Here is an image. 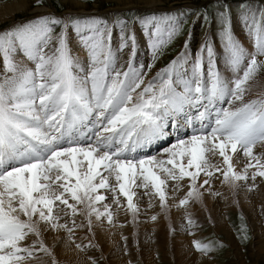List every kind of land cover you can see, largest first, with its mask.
<instances>
[{"label": "snow or ice", "instance_id": "obj_1", "mask_svg": "<svg viewBox=\"0 0 264 264\" xmlns=\"http://www.w3.org/2000/svg\"><path fill=\"white\" fill-rule=\"evenodd\" d=\"M241 8L252 50L236 37L225 7L217 17L216 40L205 39L194 59L185 41L184 50L147 82L132 60L135 32H125L127 20L119 15L113 22L120 27L115 49L112 24L95 14H46L0 31V264H46L45 256L59 264L43 239L49 230L64 231L84 251L93 245L75 243L76 228L91 231L93 217L113 225V208L124 206L120 197L135 220L136 189L150 197L149 207L158 197L166 212L169 181L178 191L179 182L189 180L177 207L202 199L200 188L216 173L233 187L240 181L252 182L249 191L258 187L257 178L264 179V151H255L258 145L264 148V91L247 97L264 79V9ZM183 15L135 17L152 52L149 69L180 34ZM69 29L85 58L72 50ZM129 47L132 57L121 63L120 53ZM17 54L32 66L14 59ZM226 97L233 106L218 110L213 125L203 123ZM190 108L204 109L196 116L201 125L165 149L166 158L132 155L143 143L166 136L169 119L183 116L191 124ZM237 153L245 158L240 170L233 160ZM217 156L222 164L212 162ZM201 174L206 178L198 185ZM104 193H111V204ZM78 215L86 225H77ZM186 219L189 227L195 225L190 216ZM29 236L35 239L25 244ZM193 246L203 255L212 251L200 241Z\"/></svg>", "mask_w": 264, "mask_h": 264}, {"label": "rangeland", "instance_id": "obj_2", "mask_svg": "<svg viewBox=\"0 0 264 264\" xmlns=\"http://www.w3.org/2000/svg\"><path fill=\"white\" fill-rule=\"evenodd\" d=\"M14 0H0V4L6 3V2H13ZM31 8L27 11H18L14 13L12 17H8V19L0 22V31L9 30L13 26H19L25 23H28L29 21L34 20L35 18L51 14L56 17H66L69 13H72L73 15H89V14H95L101 17H104L109 20L110 24H112L113 28L116 27L113 22L115 21L116 17L119 15L121 18L127 20V27L125 29V32H134V22L136 16H147L151 15L153 13L157 15H163V14H174V15H180L183 13L184 15L181 16L182 24L180 29V34L166 47L162 50V54L159 55V58L155 60L154 66L151 67V69L148 68L150 64L153 63L152 59V52H150L149 57H145V67L143 68V72L146 73L145 81L152 80V76H150L149 73L153 71V69L161 71V69L165 68L170 61L175 59L182 50H184L185 41H188V37L192 34H194V42L190 46L191 47V56L195 57L199 53V48L202 45V43H199L200 40L202 42L205 41V39H213L216 40V33L219 29V24L217 22V17L219 16V13L225 10V7L230 12L232 17V23H233V29L235 33V19L236 17L241 18V12L242 4L248 5L252 10L258 11L261 9H264V0H131V5H126L123 1H117V0H75L78 4H71L73 6L72 10L73 12H67V8H69L66 4L63 3L62 0H41L40 3H37V0H31ZM69 5V4H68ZM37 6H43L44 10L46 12L37 11L32 13L34 7ZM78 7L80 9H78ZM48 10V11H47ZM78 10V11H77ZM30 11H32L30 13ZM39 12V13H38ZM66 13V14H65ZM201 13H205L207 19H205L204 16L201 15ZM240 22V19H239ZM59 27L56 28V32H59ZM213 33V34H212ZM212 35H214L212 37ZM236 35V33H235ZM200 38V39H199ZM189 42V41H188ZM189 47V45H188ZM217 51L220 50L219 42L216 43ZM198 53V54H197ZM120 54H126V49L123 50ZM157 72V71H156ZM263 84L262 86L258 84L256 88H253L254 90H261L264 91V79L260 82ZM261 88V89H260ZM260 91H258L259 93ZM254 94V95H253ZM256 91H254L251 96H248V99H252L256 97ZM233 106V105H231ZM228 98L225 99L223 105L221 106L224 109H227L231 107ZM196 109V108H195ZM196 113V111H195ZM189 114V113H188ZM191 116V114H190ZM197 116V115H196ZM210 120V119H209ZM170 123H172V120H170ZM173 134V132H171ZM192 133H184L181 137H184L185 139L190 137ZM179 137V136H178ZM176 138L174 136L173 140H169L166 142L160 150L171 147L172 144L176 143L179 138ZM159 149L151 154H145L144 156L140 155L139 158H149V157H157V158H166L165 152L162 154H158ZM187 178H185V181H181L183 184L186 183ZM180 182V184H181ZM175 183V182H174ZM199 184V183H198ZM172 181H169V188L168 190L175 194L176 197H180L184 194V189H180L178 191L172 190ZM139 192L140 198H141V204L139 205V214L136 216L135 220L133 219V216L131 212L126 211V216L122 217L126 218V226L125 230L127 234L126 236L121 237H113V239H116V242L113 241L110 244V250H116L119 248H123L124 254L133 255L135 254L137 256L138 253L143 254L145 251L148 253H152L153 257L152 260H154L155 264H176L175 256L172 251V245L170 244V241L173 238H176L175 236V230L174 226H171L174 215L176 213L175 210L169 212V207L171 206L172 209H174V203H172L170 200H167L168 203V210L165 212L160 207V202L157 204V209L155 212H151L152 207H149V203H146V199L149 196L144 195L143 189H136ZM182 191V192H181ZM230 194V192L228 191ZM229 197V195L227 194ZM176 197H174L176 199ZM124 198V197H123ZM120 197L122 203L125 202V198L123 199ZM230 198V197H229ZM111 197L109 198V200ZM176 201L178 204L179 200ZM191 201V200H190ZM144 203V205H143ZM193 205H195V200L192 202ZM220 204V202H219ZM235 203L234 198H232V204L230 202V207L227 208L228 213V219L229 223L232 225L230 231L228 232L229 237H227L224 234L223 230H217L213 226L216 224L212 223L211 218L209 217V213L207 209L204 207H201V212L196 217H192V219L195 221V225L190 227L188 226L187 221L183 219L188 227L187 232L183 237L185 239L189 238L190 240L194 241H200L202 244H210L212 246V251L208 253L206 258L208 259V262L210 264H262L260 262V259L257 255V247H254V235H253V229L251 228L250 222L248 217L244 214L242 211L240 204ZM145 207V208H144ZM181 209V207H179ZM235 208V209H234ZM262 209L257 217L261 219L260 225H262L264 230V205L260 206ZM150 209V210H149ZM258 209V207H257ZM143 210V211H142ZM114 213H116L117 210H113ZM147 211V212H146ZM159 212V213H158ZM150 214L148 216L147 214ZM204 213V214H203ZM117 214V213H116ZM207 214V215H206ZM153 215H156L158 217L157 220H160V222L154 223V221L151 220V217ZM128 216V217H127ZM186 216V215H185ZM81 217V216H80ZM148 220H145L144 218H148ZM210 218V219H209ZM81 219H84L81 217ZM167 220V221H166ZM208 221V222H207ZM116 223V219H114V224ZM164 223V224H163ZM163 224V225H162ZM184 224L182 227H184ZM121 225V224H119ZM156 227L160 228V231L157 229V233H154L153 229ZM191 229V230H190ZM150 230V231H149ZM191 233V234H190ZM174 234V237L172 235ZM233 234L234 238V244L231 242L230 237ZM76 237V236H74ZM246 237V238H245ZM87 240L84 237L79 238L77 243H80L82 245H89L88 243H91L93 245L92 247L89 246L88 249L93 248L94 254L90 258H84L91 263V261L94 259L97 264H104L103 259L101 256H99L101 253L105 254L104 251H108V248L104 249V247L100 244L97 237L89 236L86 237ZM126 238V239H124ZM165 238H167L165 240ZM33 240V236H30L28 240ZM90 242H89V240ZM149 239V241H148ZM154 239V241H153ZM26 240L24 243L28 242ZM27 244H30L31 241ZM262 240V239H261ZM152 241V242H151ZM154 242H165L164 249L167 252V257L163 255V252L160 250L159 247L154 245ZM84 243V244H83ZM151 243V244H148ZM264 243V237L263 240L259 244ZM193 244V243H192ZM258 244V245H259ZM194 251V246L192 245ZM54 250V248H53ZM69 249L64 250V252L68 251ZM235 250H237L240 254V259L237 260V256H235ZM197 253H200L196 251ZM98 254V255H97ZM186 255H195V253L190 254L184 252ZM201 254V253H200ZM106 255V254H105ZM203 255V254H202ZM196 256V255H195ZM138 258V257H137ZM182 259L181 257H178ZM185 258V256H184ZM83 259V260H84ZM139 259H133L132 263L128 264H140L138 261ZM186 261L187 259H183ZM108 264H111L112 260L106 259Z\"/></svg>", "mask_w": 264, "mask_h": 264}, {"label": "bare ground", "instance_id": "obj_3", "mask_svg": "<svg viewBox=\"0 0 264 264\" xmlns=\"http://www.w3.org/2000/svg\"><path fill=\"white\" fill-rule=\"evenodd\" d=\"M62 1L64 4H66L69 7V8H67L66 13L67 12H73L72 10H74V9H72V8H73L74 4L75 5L78 4L77 2H75V0H62ZM117 1H123V2H125L126 5H131L130 4L131 0H117ZM137 2H138V0H137ZM31 4H32L31 0H14L11 3L6 2V3L0 4V22L8 19V17L14 16L15 15L14 13H16L18 11L22 12V11L29 10L31 8ZM71 4H73V6ZM34 9L36 11H33V12L30 11V13L31 12L34 13L37 11H40V13L46 12V11H42V10L46 9L43 6L34 7L33 10ZM78 9H80V8L78 7ZM236 18H237V19H235L236 37L243 43V45L247 49L252 50V41L245 35L243 25L241 24V18L240 17H236ZM239 19H240V22H239ZM113 29L114 30H113L112 46L115 49L118 47V45L120 43V27L117 25ZM134 32H135L136 39H137V47L135 50V55H134V57H132V50L130 47L125 48L126 54H120V57H121L120 62L124 63L125 61L129 60L130 57H132L134 66L137 67L138 69L143 70V68H141V66L145 67V63H144L145 57H147V56L149 57L151 50H150L148 38L144 32L143 26L141 24L137 23L136 21L134 22ZM194 34L195 33H192L188 37L189 59H194V57L191 56V53L193 51L189 52V51H191V47H193V45L192 46H190V45L194 43V42H192L194 40ZM69 36H70V44H71L72 50L74 52L78 53L81 58H85L86 54H85L84 50L82 48H80L79 45L77 44L76 37L74 34H72L71 29H69ZM213 36L214 35H212V37ZM199 43H203L202 40H200ZM14 59L25 61L26 63H29V66H32L30 64V62H27L25 60V57L23 55L17 54L14 57ZM0 61H2V58H0ZM0 68H2V63H0ZM221 69H223L222 62H221ZM158 72H159V70L153 69V71L149 74H150V76L155 77ZM260 85L262 86L263 84L260 83ZM254 91H256V93H258V91H261V90L256 89ZM225 99H227V97L224 98L223 100L217 102L215 104V107L210 109L211 115L203 123L208 124V125L214 124L212 120L213 119L215 120V114L218 110L221 109V106L224 103ZM194 110H195V108H190L188 110V113H189V115L191 114V118H192L191 124H189L183 116L178 117L176 122H174L172 120V123H170L171 119H169L168 128H167L168 134L164 137H160L157 139H153L150 142L143 143L139 148H137L138 149V150H136L137 153H153L158 148L159 152H160L158 154H162L163 152H165V149H167L168 147H166L162 150H160V148L164 147L163 145L166 142H168L171 138L174 139L173 138L174 136H176V137L179 136L178 138L181 139V138H184V137H181V135L184 134V132H185V134H186V132L187 133L188 132L193 133L194 130L199 129V127L201 125V121L196 118V115L199 111H203L204 109L203 108H196V111L199 110L196 113H194ZM171 132H173V134ZM255 151L261 152V151H264V148H262L261 146L258 145L257 148L255 149ZM134 153H132V154H134ZM233 160H234V163L236 164L237 170H240L243 167V164L245 162V158L242 156L241 153H237L233 157ZM212 162L222 164V158H220L218 156L214 157V158H212ZM205 178L206 177L203 174H201V177L199 178L198 183H202L203 179H205ZM186 180L187 181L185 184H183L180 181L181 184H180L179 190L182 188L184 189V194L181 195V198H183L186 195L187 191L189 190V188H188L189 180L188 179H186ZM222 180H223L222 176H220L219 173H216V177L212 179V182L210 185H207L203 188H200V191L204 193L202 199H200V200L193 199V200H195V205L192 204L193 200H191L187 206L181 207V209L176 206L177 205L176 201H178V198L180 199V197L177 198L175 194L173 195L174 192L172 193L171 191H169L171 187L169 188V190H167V197H168L167 200H170L172 203L175 204L174 209H172L173 207L171 208V206L169 207V212L171 211V213H172L173 210L176 211L174 218H173V221H172V224L170 223L171 226H174V230L176 231L174 233L176 235L175 236L176 238H173L170 241V244L172 245L171 249L174 253L176 264H210L208 262V259L206 258V256H204L200 253H197L196 251L191 249V248H193L192 243L194 240H190L189 238L185 239L183 237V234L187 235L185 233L187 232L186 229H188V227L186 226L187 223L184 224L185 222L183 221V219H185L187 221L186 216H190L191 218L198 216V214L201 212V210H200L201 207H204V209L205 208L207 209L206 213L207 212L209 213L208 215L211 218L212 223L216 224L213 227L216 228L217 230H219V228H220V230H223L224 234L227 237H229L228 232L230 231L232 225L228 222L229 219H228L227 208L230 207L229 206L230 202L232 204V198H234L235 203L238 202V204H240V206H238V207L242 208V211L244 212V214L249 219L251 228L253 229L254 247L255 248L257 247V255L260 259V262L262 264H264V243L259 244L263 240L264 230H262L263 226L260 225L261 219L259 217H257L259 212L262 210L260 208V206L264 205V179H261L258 177L257 181H256V184L258 185V187L252 191L248 190V185L252 183L251 181H248V182L240 181V182H237V184H238L237 187H233L230 184L222 183ZM172 184H174V182H172ZM228 191L230 192V194L228 193ZM216 192H219L220 195L219 196L214 195V193H216ZM175 193H176V191H175ZM104 194L109 196V198L111 197V193H104ZM227 194L229 195L230 198L227 196ZM174 197H176V199ZM145 199H146V203L150 202V197H147ZM111 202H112L111 199L110 200L108 199L105 201V203H109V204H111ZM134 202H136L137 204H141V198H140L138 191H137V196L134 197ZM219 202H220V204H219ZM151 203L153 205L151 212H155L157 209V204L159 203L158 197H152ZM122 204L124 206L120 207L119 209H116L115 207L113 208V210H117L116 211L117 214L115 213V215H114V219H116L115 225H109L107 223L106 219L102 218L100 221H97L93 217V226H92L91 231H89L87 227L76 228L75 235H74V236H76V237H74L75 243H77L79 241L78 239L81 237H84L86 240H87L86 237H89V236L97 237L98 241L104 247V249L108 248V251H106V252L104 251V253L106 255L103 253H101L99 255L103 259L104 264H108L106 259H109V258L112 260L111 264H128L130 262L132 263L133 259H139L138 261L140 262V264H155L154 260H152V257H153L152 253L147 254V251H145L143 254L138 253L137 256L135 254H133L131 256L129 254H127V255L124 254L123 248L116 249L115 251L110 250V247H109L110 244L113 241L116 242V239L114 240L113 237L114 238L118 237V236L121 237V236H126L127 234H129V233H126V230L124 229L125 226L127 225L126 224L127 221H125L127 219L126 218H124V220L122 219V217L126 216V210H125L126 209V200ZM143 205H144V203H143ZM257 207H258V209H257ZM101 210H103L102 207H101ZM147 215L150 216L149 213ZM199 215H202V214H199ZM80 216L81 215H78L75 218L77 225H79L81 223H84L86 225L87 221H86L85 217L81 216L84 218V219H81ZM67 219H68V217H64V220H67ZM144 219L148 220L149 217L144 218ZM64 220H61V223H63ZM157 222H160V220L154 221V223H157ZM119 224H121V225H119ZM183 224H184V227H182ZM157 229L160 231V228L156 227L155 229H153L154 233L159 232V231H157ZM174 234L172 235V237H174ZM33 238H34V236H33ZM121 238H123V237H121ZM43 239H44L45 243L50 248H54L55 256H56V259L59 261V264H91V263H89V261L87 259H84V258H90V255L92 256L94 254L93 248L88 249L89 247H86L84 251L76 249L75 244L68 240L67 233H65L64 231H60V232H55V231H51V230L44 231L43 232ZM166 239L167 238H165V240ZM29 240H28V242H29ZM230 240L234 244L233 234L231 235ZM148 241H149V239H148ZM153 241H154V239H153ZM28 242H26V244ZM89 242H90V240H89ZM163 243H165V242H162L161 244H160V242L159 243L154 242L153 247H155V246L159 247L160 250L163 252V255L165 257H167V252L164 249V247H165L164 245L166 243L165 244H163ZM148 244H151V243H148ZM66 249H69V250L67 252L66 251L64 252V250H66ZM189 251H190V254L192 252V253H195L196 256L184 254V252L189 253ZM239 254L240 253L237 250H235V256H237V258H238L237 260L240 259ZM40 255H43V254L41 253ZM184 256H185V258H184ZM178 257H181L182 259H180ZM183 259H187V260L184 261ZM44 261L46 262V264H50L49 258L46 256L44 257Z\"/></svg>", "mask_w": 264, "mask_h": 264}]
</instances>
